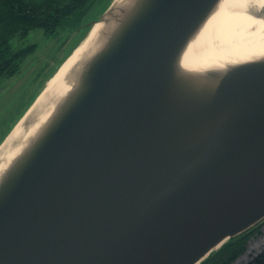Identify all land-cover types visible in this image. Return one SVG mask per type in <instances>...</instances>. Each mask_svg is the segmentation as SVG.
<instances>
[{
    "label": "water",
    "instance_id": "obj_1",
    "mask_svg": "<svg viewBox=\"0 0 264 264\" xmlns=\"http://www.w3.org/2000/svg\"><path fill=\"white\" fill-rule=\"evenodd\" d=\"M212 3L144 0L112 16L108 54L0 197V264H198L264 219V59L230 67L205 103L166 80ZM231 105L198 146L173 144Z\"/></svg>",
    "mask_w": 264,
    "mask_h": 264
},
{
    "label": "bare ground",
    "instance_id": "obj_2",
    "mask_svg": "<svg viewBox=\"0 0 264 264\" xmlns=\"http://www.w3.org/2000/svg\"><path fill=\"white\" fill-rule=\"evenodd\" d=\"M141 1L113 0L104 19H96L75 50L46 81L44 89L14 124L0 144V197L12 187L38 146L47 138V133L57 126L86 89L90 65L98 55L109 52L107 47L112 39L107 38V33L115 29V18L121 12L137 13L144 2ZM259 11L264 15V5L258 0H213L171 52L166 63L167 84H172L174 91L179 86H189L184 91L193 90L195 96L191 100L205 103L209 101L219 77L230 67L264 59V17L257 16ZM209 70H213L210 79L206 74ZM234 107L231 105L210 115L199 126L189 129L187 134L176 137L173 144L198 146L201 139L210 137L219 123L228 118ZM223 242L225 239H219L214 246Z\"/></svg>",
    "mask_w": 264,
    "mask_h": 264
},
{
    "label": "trees",
    "instance_id": "obj_3",
    "mask_svg": "<svg viewBox=\"0 0 264 264\" xmlns=\"http://www.w3.org/2000/svg\"><path fill=\"white\" fill-rule=\"evenodd\" d=\"M97 0H0V80L11 77L21 67L23 59L33 52L35 44L14 48L11 38L24 37L33 28H43L45 34H53L63 26L79 27L81 35L90 28V23L99 18L111 0H106L93 18L82 23L87 12ZM264 220L248 230L230 237L216 250L210 252L198 264H230L244 251L251 235L258 231ZM249 264H264L260 254Z\"/></svg>",
    "mask_w": 264,
    "mask_h": 264
},
{
    "label": "rangeland",
    "instance_id": "obj_4",
    "mask_svg": "<svg viewBox=\"0 0 264 264\" xmlns=\"http://www.w3.org/2000/svg\"><path fill=\"white\" fill-rule=\"evenodd\" d=\"M105 1L97 0L82 23L93 18ZM110 2L112 3L109 6L113 4L112 0ZM78 28L63 26L53 34H45L43 28H33L20 39L17 36L11 38L15 49L31 43L35 44V48L23 59L15 74L0 80V143L44 88L46 81L55 74L75 45L85 37L86 33L81 35V29ZM259 253L264 256V224L251 235L244 245V251L230 264H247Z\"/></svg>",
    "mask_w": 264,
    "mask_h": 264
},
{
    "label": "snow or ice",
    "instance_id": "obj_5",
    "mask_svg": "<svg viewBox=\"0 0 264 264\" xmlns=\"http://www.w3.org/2000/svg\"><path fill=\"white\" fill-rule=\"evenodd\" d=\"M261 5H264V0H258Z\"/></svg>",
    "mask_w": 264,
    "mask_h": 264
},
{
    "label": "clouds",
    "instance_id": "obj_6",
    "mask_svg": "<svg viewBox=\"0 0 264 264\" xmlns=\"http://www.w3.org/2000/svg\"><path fill=\"white\" fill-rule=\"evenodd\" d=\"M254 23H255V21H254Z\"/></svg>",
    "mask_w": 264,
    "mask_h": 264
}]
</instances>
